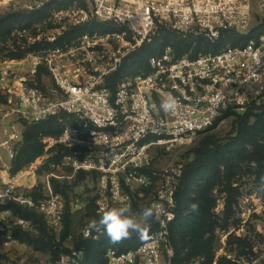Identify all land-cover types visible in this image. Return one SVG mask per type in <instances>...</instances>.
<instances>
[{"label":"built area","instance_id":"obj_1","mask_svg":"<svg viewBox=\"0 0 264 264\" xmlns=\"http://www.w3.org/2000/svg\"><path fill=\"white\" fill-rule=\"evenodd\" d=\"M259 1L264 7V0ZM35 2L32 9L52 6L50 32L62 36L81 33L45 59L61 91L55 92L56 102L41 106L38 98H30L34 119L58 117L63 124L60 135L48 140L51 157L62 158L60 164L51 165L43 196L34 198L40 191L21 193L9 182L0 187V206L15 204L35 210L59 233L65 201L52 182L71 183L84 176L81 183L93 201L95 218L102 210L121 204L131 205L134 211L151 205L162 210L158 220L146 225L150 229L146 243L133 234L119 243L125 244L123 248L107 250L106 264H173L172 228L185 165L178 156L215 127L226 112L264 107V33L244 46L227 45L216 53L197 56H177L168 46L149 57L147 71H122L144 46L164 34L201 38L211 44L230 32L248 35L253 0ZM167 93L181 102L174 114L158 111ZM159 151L167 156L161 166L155 162ZM74 204L79 210L87 206L80 200ZM86 225L82 240L98 242L106 236L93 232L85 237ZM16 226L28 228L29 223L12 210L0 211L3 247L13 243ZM84 261V250L73 247L56 264Z\"/></svg>","mask_w":264,"mask_h":264},{"label":"rangeland","instance_id":"obj_2","mask_svg":"<svg viewBox=\"0 0 264 264\" xmlns=\"http://www.w3.org/2000/svg\"><path fill=\"white\" fill-rule=\"evenodd\" d=\"M35 1L38 0H0V22L11 24L9 33L0 31V187L4 180H9L8 177L15 178L12 184L17 191L21 193L40 191V195L43 196L46 176L52 170V164H48V160L53 150L49 149L48 140L56 139L60 135L63 124L58 117L34 119L31 116L33 109L30 98L33 96L35 99L38 98L41 106H45L48 101L56 102L55 92L58 91L60 94L61 91L53 80L45 59L56 55L54 52L57 49L70 44L81 33L62 36L50 32L53 23L49 16L53 8L47 4L45 7L41 6L39 10L32 9ZM253 7L249 34H263L264 7H260L259 0H253ZM46 8L48 10L43 17L35 18L36 20L26 25L25 21L29 19L30 13ZM54 37L57 40L52 41ZM230 42L228 41L229 44ZM263 118L253 117L249 121L252 134H258L259 126L264 127ZM236 120L235 115H223L213 129L201 135L193 146L181 151L178 158L185 164L188 163L193 159L189 152L210 141L218 140L226 145L230 141ZM46 123L51 125L47 127ZM35 128L37 130L33 136L31 130L34 132ZM258 135L260 143L264 144V132ZM33 139L43 147V153L25 163L22 170L12 177L17 158ZM245 146L248 151L250 146L246 144ZM240 152L243 153L240 150L238 154ZM158 154L155 162L161 166L165 164L167 156L160 151ZM235 155L237 152L230 151L218 154L214 158V168L206 176L199 177L188 191L189 205L191 203L199 205L197 200L204 194L210 197L212 220L219 226L213 239L210 234H205L199 242L198 236L194 238L192 232L198 229L197 213H191L188 205L184 212L188 219H184L175 227L182 264L264 262V194H256L257 168L254 164L243 162L239 166L236 158L237 165L228 170L224 161ZM60 163L61 159L53 164ZM6 171L9 175H4ZM84 179V176H80L71 183L66 181L65 184H59L60 188L63 186L68 188V197L61 194L65 201L61 231L56 233L51 230L43 216L33 210L35 215L32 222H28V228L19 226L13 228L14 241L11 246L3 247L0 243V264H51L52 253L47 246L49 243L67 249L75 247L81 240L82 228L95 214L90 197L86 195L84 184L81 183ZM208 181L213 183L212 188L209 187ZM32 185L35 188L32 189ZM76 200L83 201L87 206L79 210L74 204ZM230 204L231 210L228 212ZM202 241L206 242L208 250H202Z\"/></svg>","mask_w":264,"mask_h":264},{"label":"trees","instance_id":"obj_3","mask_svg":"<svg viewBox=\"0 0 264 264\" xmlns=\"http://www.w3.org/2000/svg\"><path fill=\"white\" fill-rule=\"evenodd\" d=\"M46 10H48V8L30 13V17H28L29 19L25 21L26 25H29L31 21L36 20L35 18L43 17L46 13ZM17 21H19V19ZM10 30H11L10 23L7 24L4 22L3 23L0 22V31L2 33L3 31L5 33L6 32L9 33ZM260 34L261 33H257L256 35L251 33L248 35L241 36L233 32H230L225 34V36H223L215 44H211L210 42L201 38L195 39L188 37L183 39L175 34H164L159 38L155 39L153 43L144 46L140 50V52L131 59L130 65L124 67L122 72L125 74H135V73H140L143 70L147 71V60L149 59V57L156 55L158 53H162L163 50L168 46H171V48L177 54V56H182L189 53L192 56H197L200 53H208V52L216 53L227 45L233 47L244 46L251 39L257 38ZM228 41L229 42L231 41L230 44L228 43ZM22 55L23 54H21L20 56ZM225 114L235 115L237 118L234 124L233 133L230 137V141L226 145H223L221 144V141L214 140V141H210L208 144H204L200 147L192 149L189 153L193 155V159L184 165L183 177L181 179L177 192L178 208H177L176 220L172 228V240L176 251L173 264H182V258L178 249V238H177V234H175L176 233L175 227L179 226L184 219L186 220L188 219L187 217L184 216V212L187 209L190 201L187 195L188 191L190 187L193 185V183L196 182L199 177L206 176L209 173V171L214 168V160H215L214 158H216L218 154H226V152L228 151L232 153L237 152V155L230 157L224 161V165L228 170H232V168L237 165L235 161V159L237 158V161L239 162V166H241L240 164H242V162L246 164L250 163L256 165L257 172L255 173V175L257 176L258 181L260 176L264 175V144H261L258 138L259 136L258 134L264 132V127L259 126L258 134H252L250 131V127L248 125L249 121L253 117H257L259 119L264 117V107L256 110L250 109L244 113H231L230 111H228ZM218 121L216 122V124L218 123ZM48 125H51V123L47 124V127ZM59 128H61V126ZM36 130H37L36 128L34 132L31 130V134L33 136H35L34 133ZM210 130H208L207 132H209ZM245 144L250 146V149L248 151H246ZM240 150L243 152L242 154L241 152L238 154ZM42 153H43V147L34 139L33 141H30V143H28L26 148L21 152L20 156L17 158L15 162V170L11 174L12 177L16 176L22 170L25 163L32 161L36 157L40 156ZM61 158L62 157L60 155H54L50 157V159L48 160V164L57 163ZM214 179L215 176H213V180ZM52 183L55 191L57 193L59 192L58 194L60 195L63 194L68 197L67 187L65 188L63 186L60 188L59 184L61 183H59L56 180H53ZM62 184H65V182ZM208 184H210L209 186L210 188L214 186L213 183L209 181ZM33 196L34 198L37 199L38 197H40V194H33ZM197 202L199 203V213H197L196 216L197 219L196 225H198V229L192 231L193 235H195L193 237L196 238L198 236L197 240H199L205 234H210L211 238L213 239L216 228L219 225L218 223L212 220L213 219V215L211 214L212 200L210 199V197H208L207 194H204L200 200H197ZM91 204H92L91 205L92 208L94 209L92 200H91ZM4 210H12L20 218H22L27 222H32L33 220L32 217L33 215H35V212H33V210H29L27 208L20 207L15 204L0 206V211H4ZM229 210H231V204L227 208L228 212H230ZM94 218H95V214H94ZM199 242L201 241L199 240ZM47 246L52 253L51 264H56L60 255L62 253H66L69 251V249L63 246L54 245L52 243H49ZM116 246L121 249L123 248V246H125V244H122L121 246L119 243L117 244L110 243L107 236L103 237L98 242L82 240L81 237V240L76 243L74 248L84 250L85 261L83 264H106L105 254L107 250L109 248H115ZM201 247L203 251L209 249L206 242L203 241L201 243ZM221 263L223 264V262ZM225 264H230V263L226 262ZM261 264H264V262H262Z\"/></svg>","mask_w":264,"mask_h":264},{"label":"clouds","instance_id":"obj_4","mask_svg":"<svg viewBox=\"0 0 264 264\" xmlns=\"http://www.w3.org/2000/svg\"><path fill=\"white\" fill-rule=\"evenodd\" d=\"M180 107L179 98L172 93H167L161 100L158 111L169 115L176 113ZM256 194H264V175L260 176L256 185ZM0 198H2V194H0ZM169 204L174 206V202L171 199ZM189 211L198 213L199 205L191 203ZM161 212L159 205L142 206L138 211H134L129 204L110 207L102 210L98 218L89 220L84 235L88 237L93 232L99 233L106 235L110 243L117 244L130 239L135 234L142 242L146 243L150 239V229L146 225L153 219L158 220Z\"/></svg>","mask_w":264,"mask_h":264},{"label":"crops","instance_id":"obj_5","mask_svg":"<svg viewBox=\"0 0 264 264\" xmlns=\"http://www.w3.org/2000/svg\"><path fill=\"white\" fill-rule=\"evenodd\" d=\"M4 175H9V174H8V171H6V172L4 173ZM8 178H9V180H8V181H5V180H4V181H3V184H5V183H9V182L12 183L13 179H15V178H12V179H11L10 177H8ZM32 188H34L33 185H32Z\"/></svg>","mask_w":264,"mask_h":264}]
</instances>
